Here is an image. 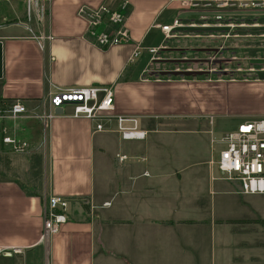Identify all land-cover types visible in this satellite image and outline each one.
<instances>
[{
  "label": "crops",
  "instance_id": "0c3cea01",
  "mask_svg": "<svg viewBox=\"0 0 264 264\" xmlns=\"http://www.w3.org/2000/svg\"><path fill=\"white\" fill-rule=\"evenodd\" d=\"M189 1L51 0L39 23L27 0H0V101L22 99L39 114L63 88L111 85L112 114L135 116L148 132L124 140L115 120L95 131L71 108L55 109L46 134L27 123L31 148L0 152V246L21 249L0 264H264V193H245L238 180L227 188L212 142L219 128L264 118V68L180 74L193 70L177 62L188 60L180 43L190 30L166 38L162 26L214 12ZM120 4L127 40L95 46L81 8ZM194 132L208 135L212 159L200 158ZM51 195L70 199L69 219L44 243Z\"/></svg>",
  "mask_w": 264,
  "mask_h": 264
},
{
  "label": "built area",
  "instance_id": "2783aa9c",
  "mask_svg": "<svg viewBox=\"0 0 264 264\" xmlns=\"http://www.w3.org/2000/svg\"><path fill=\"white\" fill-rule=\"evenodd\" d=\"M27 18L33 16L39 23H44L48 15L44 2L51 0H27ZM190 8L222 12L237 10L241 12L264 13V0H190L185 2ZM81 12L89 16L87 37L100 48H108L125 42L128 32L122 27L125 18V5L119 7L104 5L98 10L90 11L81 8ZM185 25L182 19L173 24L162 26L166 38L175 35V30ZM191 26H196L192 21ZM30 28V26H27ZM49 38H51L49 36ZM157 53V48H150ZM140 53L137 48L135 55ZM114 91L111 85L71 86L51 94L49 106L41 103L39 114H33L25 100L13 99L0 101V142L10 152H26L31 148V141L24 137L29 127L27 123L38 119L45 130L48 121L56 114L55 109L71 108L73 117H86L95 122V131H105L106 122L115 120L117 131L124 140H140L147 137L148 132L139 127L135 116L113 115ZM50 108V109H49ZM218 147L215 160L220 175L228 180H238L245 193H264V118L240 123L237 128L213 138ZM120 160L127 155H120ZM70 199L65 196L51 195L45 198L43 205L44 226L41 241L48 243L51 235L60 231L62 224L68 221ZM20 248L0 246V255L13 256L20 253Z\"/></svg>",
  "mask_w": 264,
  "mask_h": 264
},
{
  "label": "rangeland",
  "instance_id": "374dc122",
  "mask_svg": "<svg viewBox=\"0 0 264 264\" xmlns=\"http://www.w3.org/2000/svg\"><path fill=\"white\" fill-rule=\"evenodd\" d=\"M198 12L192 15L193 19L182 28H189V35L187 34L186 42L180 43V51L188 53V60L177 61L180 65L189 67L192 66L191 71L185 69L179 71L180 74L193 75L198 74L196 67L213 70L216 73L225 65L231 68H238L240 73H258L264 68V13L241 12L237 10H226L222 12L208 13ZM190 19V18H189ZM187 21V19H186ZM194 21L196 26H191L190 23ZM194 29V30H192ZM204 73L201 71L200 73ZM28 125H32L33 133L40 130L44 133L43 124L36 118H32ZM230 129L224 127L219 128L215 132L216 137H220L224 132ZM190 136H196L199 145L200 158L202 160L212 159L210 143L206 145L207 134L194 132L187 133ZM34 138L35 137V134ZM179 138H185L184 134H178ZM24 137L29 139L28 132L24 133ZM189 137V136H188ZM34 140V139H33ZM185 140L181 139L180 141ZM32 141V139H31ZM1 143V142H0ZM185 144L178 143V147ZM219 144H216L215 154L218 155ZM9 149L1 146L0 152L8 153ZM228 180V179H227ZM222 184V183H221ZM226 187L235 185L233 181H225ZM230 184V185H228Z\"/></svg>",
  "mask_w": 264,
  "mask_h": 264
},
{
  "label": "water",
  "instance_id": "95a60500",
  "mask_svg": "<svg viewBox=\"0 0 264 264\" xmlns=\"http://www.w3.org/2000/svg\"><path fill=\"white\" fill-rule=\"evenodd\" d=\"M2 51H1V42H0V75H1V67H2V55H1ZM62 108H60V110L58 111H61Z\"/></svg>",
  "mask_w": 264,
  "mask_h": 264
}]
</instances>
